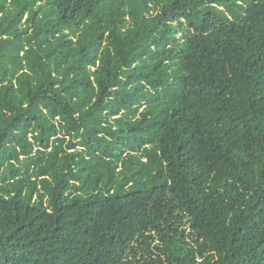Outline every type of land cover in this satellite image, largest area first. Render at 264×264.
Instances as JSON below:
<instances>
[{
  "label": "trees",
  "instance_id": "16d2710c",
  "mask_svg": "<svg viewBox=\"0 0 264 264\" xmlns=\"http://www.w3.org/2000/svg\"><path fill=\"white\" fill-rule=\"evenodd\" d=\"M0 264H264V0H0Z\"/></svg>",
  "mask_w": 264,
  "mask_h": 264
},
{
  "label": "rangeland",
  "instance_id": "374dc122",
  "mask_svg": "<svg viewBox=\"0 0 264 264\" xmlns=\"http://www.w3.org/2000/svg\"><path fill=\"white\" fill-rule=\"evenodd\" d=\"M126 130H128V129L126 128Z\"/></svg>",
  "mask_w": 264,
  "mask_h": 264
}]
</instances>
